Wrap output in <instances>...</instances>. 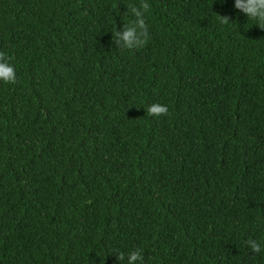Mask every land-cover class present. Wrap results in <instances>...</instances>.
Returning <instances> with one entry per match:
<instances>
[{"label":"trees","instance_id":"obj_1","mask_svg":"<svg viewBox=\"0 0 264 264\" xmlns=\"http://www.w3.org/2000/svg\"><path fill=\"white\" fill-rule=\"evenodd\" d=\"M138 2L0 0V264H264V30L148 0L147 44L118 49Z\"/></svg>","mask_w":264,"mask_h":264},{"label":"clouds","instance_id":"obj_2","mask_svg":"<svg viewBox=\"0 0 264 264\" xmlns=\"http://www.w3.org/2000/svg\"><path fill=\"white\" fill-rule=\"evenodd\" d=\"M128 12L133 19L130 23L124 24L123 31L114 30L113 44L118 49L136 50L143 48L149 40L148 24L146 15L150 11L148 0H139L138 3H129L126 5ZM235 9L243 13L248 20L255 21V25L264 30V0H235ZM221 23L228 24L229 18L219 16ZM10 57L4 52H0V83L14 84L16 82V69L10 63ZM168 107L159 103H153L146 108L148 117H161L168 115ZM245 245L251 252L259 254L262 249L261 244L252 238L245 241ZM117 259L120 261L125 259L123 253H117ZM127 264H144V256L142 250L137 248L129 252L127 255Z\"/></svg>","mask_w":264,"mask_h":264}]
</instances>
